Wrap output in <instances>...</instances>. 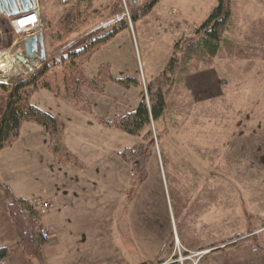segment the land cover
I'll list each match as a JSON object with an SVG mask.
<instances>
[{
    "label": "rangeland",
    "instance_id": "obj_1",
    "mask_svg": "<svg viewBox=\"0 0 264 264\" xmlns=\"http://www.w3.org/2000/svg\"><path fill=\"white\" fill-rule=\"evenodd\" d=\"M132 1L36 0L45 56L33 71L16 59L25 56L26 34L0 15V58L9 55L22 69L0 65V83L43 69L42 84L27 99L59 128L51 137L34 121L21 126H40L49 156L73 166L77 155L64 140L82 135L75 142L86 188L108 193L103 205L77 213L85 219L69 223L66 237L63 228L55 237L43 228L52 208L32 207L47 237L39 232L43 244L31 252L15 235L7 263L264 264V0H229L218 52L188 61V45L217 0ZM173 58L176 68L161 77ZM158 79L166 100L158 120L135 135L105 123L134 110ZM5 96L0 91L2 105ZM147 130L151 142L143 138ZM137 145L149 154L142 180L119 154ZM32 197L52 203L54 193Z\"/></svg>",
    "mask_w": 264,
    "mask_h": 264
},
{
    "label": "trees",
    "instance_id": "obj_2",
    "mask_svg": "<svg viewBox=\"0 0 264 264\" xmlns=\"http://www.w3.org/2000/svg\"><path fill=\"white\" fill-rule=\"evenodd\" d=\"M229 18V0H217V4L212 8L208 17L196 30L200 36L188 45L185 59L188 61L195 54L214 56L220 47L222 30L228 23ZM107 35L110 34L105 33L98 38H90V42L83 45L81 50H72L71 56L80 55V51L95 42L103 41ZM175 63L176 60L173 58L172 63H169L165 67L161 77H164V74L168 71L172 73L176 68L174 66ZM42 73H44L43 69L40 71L36 70L26 79L17 80L12 84L0 83V91L6 93L3 105L0 104L2 107L0 111V150L12 143L19 135L20 126L26 120H31L41 125L51 137L58 131L59 125L55 118L31 105L27 99L31 91H34L38 85L42 84L40 80ZM158 81L159 79L148 85L147 99L140 100L134 110L127 112L113 122L109 121L105 123L114 125L127 134L135 135L147 128L152 121L158 120L162 116L166 105L165 94L161 84H158ZM150 134V131L147 130L143 134L144 140L151 142ZM57 143L58 140L56 141L55 137L50 139V145L52 146L50 148L55 154L59 151ZM143 148V145H137L134 148H126L119 152L123 157H129L132 170L134 171L133 176H135V172H138V177L141 178L140 180L145 176V168L143 165L145 164L146 157L149 155L147 154L146 156ZM4 193L8 199L6 210L16 236L20 242L25 243L24 249L28 248L31 252L38 250L43 244L39 235L41 229L39 215L27 200L12 197L7 188H4ZM8 255L9 249L0 247V260L7 258Z\"/></svg>",
    "mask_w": 264,
    "mask_h": 264
},
{
    "label": "crops",
    "instance_id": "obj_3",
    "mask_svg": "<svg viewBox=\"0 0 264 264\" xmlns=\"http://www.w3.org/2000/svg\"><path fill=\"white\" fill-rule=\"evenodd\" d=\"M25 129H29L28 134ZM73 139L82 143V135ZM75 140L72 143L71 137L66 136L64 145L71 154L77 155L76 166L70 161L57 163L51 158L47 150L46 136L42 128L34 124L28 128L22 125L18 139L11 146L0 150V247L11 249L16 243V234L6 210L8 199L4 188L10 191L12 197L28 202L32 196L54 193L52 210L42 218L43 228H46L51 237H55L54 230L57 228L64 230L60 235L69 236L70 230L65 231V227L69 223H80L85 219L78 217L77 213L85 212V206L104 204L106 192L103 189L86 188L89 180L85 172L86 163L76 151ZM99 179L97 174L92 175L94 183ZM89 196L93 198L90 200ZM9 258L10 255L7 261Z\"/></svg>",
    "mask_w": 264,
    "mask_h": 264
},
{
    "label": "water",
    "instance_id": "obj_4",
    "mask_svg": "<svg viewBox=\"0 0 264 264\" xmlns=\"http://www.w3.org/2000/svg\"><path fill=\"white\" fill-rule=\"evenodd\" d=\"M134 3V0L132 1ZM36 6V0H0V15L7 18L19 17L24 13L31 12ZM22 44L25 56L17 54L16 59L28 71L37 66L38 60L45 56L43 37L39 32H33L24 36Z\"/></svg>",
    "mask_w": 264,
    "mask_h": 264
},
{
    "label": "built area",
    "instance_id": "obj_5",
    "mask_svg": "<svg viewBox=\"0 0 264 264\" xmlns=\"http://www.w3.org/2000/svg\"><path fill=\"white\" fill-rule=\"evenodd\" d=\"M31 15V14H30ZM28 16V15H27ZM26 17V16H24ZM38 19V18H37ZM19 22V20H17V23ZM10 24L13 28V30L16 32V33H25V34H30L32 31H34V29H37L38 28V21L35 22V25L37 27L35 28H30L31 26H33V24H31L30 26L29 25H26L24 27L20 26V25H16V21L15 20H11L10 21ZM31 204L32 206L35 208H39L41 209L42 211H45V210H50L51 208V203L48 201V200H41V199H31ZM36 209V208H35ZM40 235L43 237V238H46L47 237V233L45 231H41L40 232ZM0 264H7L6 263V260L5 259H1L0 260Z\"/></svg>",
    "mask_w": 264,
    "mask_h": 264
},
{
    "label": "bare ground",
    "instance_id": "obj_6",
    "mask_svg": "<svg viewBox=\"0 0 264 264\" xmlns=\"http://www.w3.org/2000/svg\"><path fill=\"white\" fill-rule=\"evenodd\" d=\"M31 14V15H30ZM28 15V16H27ZM24 16H26V17H24ZM18 19H19V22L18 23H16V25L18 24V25H20V26H22V27H24V26H26V25H31V24H33V26H31L30 28H35V27H37L36 25H35V22L36 21H38V19H37V11H34L33 13H29V14H26V15H23V16H20V17H18ZM17 54V53H16ZM15 55V54H14ZM15 57V56H14ZM12 63H14V65H10L11 64V56H9V55H2L1 56V58H0V65L2 66V67H7V66H9L8 68H12V69H14L15 67H17V68H19V69H21L20 68V64H19V62L15 59V58H13L12 57ZM5 69V68H4ZM24 69H26L27 70V67H25L24 66ZM22 70V69H21ZM33 71V70H32Z\"/></svg>",
    "mask_w": 264,
    "mask_h": 264
}]
</instances>
